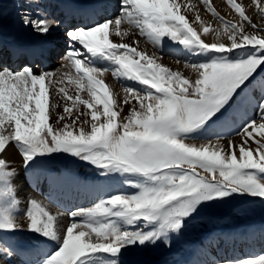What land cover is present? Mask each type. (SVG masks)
<instances>
[{"label":"snow or ice","instance_id":"1","mask_svg":"<svg viewBox=\"0 0 264 264\" xmlns=\"http://www.w3.org/2000/svg\"><path fill=\"white\" fill-rule=\"evenodd\" d=\"M227 3L239 14L238 22L224 19L210 0H203L224 29H213L210 43L201 36L211 25L194 27L199 12L190 22L182 8L192 9L179 0H119L113 17L67 24L63 65L57 72H37L27 60L19 69L0 64V184L7 185L5 192L15 195L16 173L3 157L9 145L18 148L26 169L37 157L68 154L95 166L101 176L134 178L124 181L134 192L105 194L92 206L76 208L68 213L67 225L59 223L62 213L53 214L30 199L28 230L59 245L43 264H86L101 253L111 257L103 264H120L121 254L131 248L159 243L170 249L171 234L179 235L200 206L234 195L264 199V97L258 119L240 126L239 143L229 140L225 146L220 137L199 145L186 142L190 134L223 117L246 82L264 68V28L236 0ZM258 10L264 19V0ZM20 18L41 37L61 23L50 21L37 0H27ZM133 28L160 51L167 37L203 59L186 62L193 74L186 76L139 49L137 40L125 43ZM27 55L42 57L44 52ZM101 61L111 67H97ZM109 71L114 79L139 87L113 90L103 79ZM19 228L14 214H0V233ZM2 244L0 238V255L10 258L12 250ZM225 264H264V255Z\"/></svg>","mask_w":264,"mask_h":264},{"label":"rangeland","instance_id":"2","mask_svg":"<svg viewBox=\"0 0 264 264\" xmlns=\"http://www.w3.org/2000/svg\"><path fill=\"white\" fill-rule=\"evenodd\" d=\"M199 1H200L199 2L200 6H197V8L193 12L198 11L200 18H204L206 20V25H211V27L209 28L208 35L210 36L211 41L213 42L211 32H213V29H219L220 31L223 32L224 30L223 24L220 20L214 17L211 12L207 10L206 6L203 4V0H199ZM236 2L240 3L243 6L245 10V14L249 16V18L252 20L254 24H257L258 27L264 28V19L261 18V16L259 15V10H258L259 0H236ZM210 4L216 8V11L219 13L221 17H224V19L230 20L234 23L240 20L239 14L232 8L231 5L227 3V0H210ZM24 6L27 7V2H25ZM56 15L57 13L54 10L53 17ZM60 16L61 15H57L56 19H59ZM71 18H75V17H71ZM63 20L64 18L62 20L60 19V22L63 25L67 26V24L63 23ZM246 27H248L249 30L251 31L250 26L246 25ZM203 35L205 36L206 34H203ZM262 35H264V33H262ZM205 42L210 43V41H205ZM172 45H173L172 49H168L167 51H160V54L163 57L162 59L163 61L164 60L167 61L168 59L170 60L169 57H175V55H177L180 50L179 48L182 47L181 45L173 43V42H172ZM185 51H187V54L189 56H194L188 50L184 49V52ZM62 55L63 54H60L55 57V60L53 61V65H52V67L54 68V71L56 70V67L60 65L59 59L62 57ZM200 58L203 59L202 57ZM0 64L3 65L4 63H1L0 61ZM174 69L177 70L176 68ZM119 82L121 83V86L122 85H132L134 87H139L138 85L134 84V82L127 81L124 79H119ZM65 83H67V81H65ZM121 86L119 87V90ZM245 86H243V91L239 92V94L234 98L232 102H230L229 106H227V108L224 110L223 117L217 120L216 123L214 122L215 125L212 124L209 127L204 128L203 130L199 132L191 134L190 135L191 137H189L188 141L186 142L196 143L197 145H199L201 143H204L210 140L215 141L217 137L221 138L223 136V138H221L222 139L221 143L227 146L229 143L227 142L228 138L235 136V135L240 136L237 134L240 130V126L246 120H248V119H245L246 113H252V117L249 119H258V104L261 98L264 96V68L258 70V72L254 75V78H250V81L246 82ZM62 110H63L62 108L59 109V111H62ZM234 122L235 124H241V125L235 128ZM224 123H226L227 129H230V130L222 131L221 133H219L217 126L221 128V126ZM199 135L202 137H200ZM255 135L257 136V138H259V133H255ZM240 140L241 138L236 143H239ZM251 146L253 148L255 147L254 144H252ZM7 161L9 163L10 170L14 169L15 173L17 169L24 167L23 158H20L18 161L13 160V159L12 160L7 159ZM28 168H31L32 174L34 175L35 178L46 177L51 174L55 176H59L61 172H63L64 170V176L65 178H68V181L70 183H74V182L77 183V180L75 179L74 171L76 172H78L79 170L81 172L84 171L86 173L85 175L89 174V176L87 177L88 178V183L86 185L87 188L85 190L94 191V192H90V196L99 191H101L100 193L102 194L104 193L102 196H98V198L105 197V194H116L117 192L132 193L135 191L134 188L124 183L125 179H134V178L121 176L120 174H117V173L101 176L100 170L98 168H96L95 166H92L90 163L84 162L68 154H54L52 156L37 157L35 162L32 163ZM14 178L13 180H15ZM13 180H12V183L14 185L16 180L15 181ZM23 181L21 180L19 183H23ZM19 183L14 185L15 186L14 196L10 192H5V189L7 188L6 184H0V214H4V213L14 214L18 222L21 225V228H19L16 231L0 233V238L3 239L2 246L6 248H10L12 250V255L15 254L13 256L11 255L10 258H6L5 256L0 255V264H27L19 258V252L13 249L14 245L16 244L20 245V243L23 244V241H25L27 237L28 239L38 238V240L36 241H39V242L41 241L42 237L46 238L43 235H40L34 231L28 230L27 221L25 217V210L28 206V201L30 199H33V198L37 199L45 205H47V202H43L40 199L41 198L40 196H39L40 198L38 196L36 197L35 196L36 194H33L31 192L34 189V187L31 184H29V186L27 187L23 186V189H22ZM22 190H26V192H24L23 195L20 193ZM39 193L44 197L47 195L46 192H43V193L39 192ZM19 199H22V200L20 201ZM15 200H19L20 203L16 204ZM95 202H98L97 198L92 201L88 200L87 203H84L78 206L77 208L89 207V206H92V204ZM69 212L70 211H68V213ZM52 213L55 214L54 212ZM68 213H66L64 216L61 215L59 217L60 224L67 225L70 222ZM230 225H236V226L242 225L243 227L255 225V227L252 228L253 232L249 233V237L244 242V244L246 245L248 244V247H250V249H247V250H252L254 244H257L259 246L257 248L258 252L256 251L258 255L254 257H249L253 254L243 253L236 259L224 258L220 256L222 257V258L218 257L220 259L214 258V260H211L210 262H208L209 261L208 260L207 261L208 263L206 262L207 264H225V261H228V260H237V259L239 260V259H248V258L256 259L260 255H264V230H263L264 229V199L254 198L251 196L234 195L223 201L213 202V203L198 207V210L191 216V218L185 221V226L181 230L180 234L179 235H176L174 233L171 234L173 244L170 249L164 247L162 244H159V243L156 246L149 245L144 248H140V247L131 248L128 251H124L121 254L119 258L120 264H163L165 261H169L170 259H173V258H177V259H182V257L183 259L188 258L189 254L193 251V244H195L200 238H202L203 236L209 237L214 231L222 229ZM8 237L13 238L15 242L8 243L5 240ZM232 238L233 240L235 239V237H231L230 238L231 241H232ZM236 238H239V236ZM46 239H48V241L51 243L55 242V245H54L55 250L58 248L59 245L56 241L51 240L49 238H46ZM191 240H194L193 244L190 243ZM100 258H102L101 260L103 259L106 260L111 257H109L108 254L101 253L99 254L98 259ZM101 260L100 262H98V264L103 263V261ZM6 261H9V262H6ZM34 264H43V263L36 262Z\"/></svg>","mask_w":264,"mask_h":264},{"label":"bare ground","instance_id":"3","mask_svg":"<svg viewBox=\"0 0 264 264\" xmlns=\"http://www.w3.org/2000/svg\"><path fill=\"white\" fill-rule=\"evenodd\" d=\"M37 1L41 5V7L44 9V12L46 13L47 18L50 21H53L52 20L53 11L54 10L56 11L57 9H59V11H61V20L63 18H66V16L74 14L75 17L82 16V21H87L89 23L95 20H99L101 17H104V18L113 17L116 14V6L119 3V0H96L95 2L94 0H87L88 2L87 8L82 9L79 3L80 0H37ZM25 2H27V0H0V56H3V52L6 49H9L10 47L23 48L27 50L28 52H31L34 50H43L44 52L43 56L51 60L52 65H53V61L55 60V57L60 54H63L66 48V41L64 37V30L66 28V25H63L62 23H60L58 28L53 27L52 31L47 37H41L37 34H34L31 28L25 27L21 22L20 13L23 12L27 8L26 6H24ZM179 2L182 4H187L188 9H192L191 11H188L187 9L182 8V12L187 15V18L190 22L194 21L195 15L193 11L197 8V6H200L199 5L200 1L199 0H179ZM94 4H102V5H106V7L98 8V9L90 7V5H94ZM54 5L56 6L54 7ZM193 6L195 7L193 8ZM52 7L55 9L50 10V8ZM28 10L35 11V9H28ZM201 22H204L206 24V20L204 18H200V21H197L195 24H193V26L196 27ZM198 31H199V28H198ZM211 35L213 38V32H211ZM205 36L202 34L201 37L205 41L212 42L208 34H206ZM111 38L115 42H120L118 37L113 36ZM222 39H224L225 42H227L226 37H222ZM133 40H137L139 42V49L146 50L149 54H154L155 56L159 58L160 63L172 68L173 70H175L174 68H176L177 70L184 73L186 76L193 75V74L191 73L189 68L185 67V63L186 62L195 63V62L202 60L200 57H197V56H189L187 54V51L184 52V48L180 47L179 48L180 50L177 54L179 56L175 55V57H169L170 60L168 59L167 61L165 60L163 61L162 60L163 57L160 54V50H158L156 46H154L151 42L147 41L144 37L140 36L138 31L134 28L131 29L130 34L124 38V42L128 44H132ZM172 48H173L172 41L170 40V38L166 37L163 41L162 51H167L168 49H172ZM59 60H60L59 61L60 65L56 67L55 71L52 65H51L52 68L49 67L46 71L57 72V70L61 69L63 65V60L61 58ZM3 65L7 66L6 64H3ZM9 66H12V64H10ZM96 66L101 67V68L111 67L110 62H107V61L98 62ZM34 70L37 72L42 71L39 66L34 67ZM103 79H105L106 83L109 84L113 90L115 91L119 90L121 83L119 82V80L114 79L112 77L111 71L105 73ZM245 115L247 119L252 117V113H246ZM239 125L241 124H235L234 127L236 128ZM217 127L219 130V133H221L222 131L230 130V129H227L226 123H224L221 126V128H219V126ZM221 138H223V136ZM240 138L241 136L235 135V136L228 138L227 142L231 140L234 143H236L238 142ZM3 157H6L9 160L13 159L17 161L20 158H23L22 154L20 153V151L15 145H9L7 147L6 152L3 153ZM74 174H75V179L77 180V183L76 182L70 183L68 181V178H65L64 176V170L58 176L60 177V179L53 182L50 179V177L53 176V174L48 175L46 177L35 178L30 168L26 169L25 167H22L16 170V176L14 178L16 182L14 185L19 183L21 180L22 181L24 180L23 183H19L22 189H23V186L27 187L29 186V184H31L34 187V189L33 191L30 190L31 188L29 190L33 194H36L35 195L36 197L40 196L41 198L40 197L39 198L43 202H47L48 209L51 213L52 212L62 213L64 216L66 213H68V211L75 210L78 206L84 203H87L88 200L92 201V200H95L96 198L98 199V196H102L104 194V193L103 194L100 193L101 191H99L90 196V192H94V191L85 190L87 188L86 186L88 183L87 177L89 176V174L85 175L86 173L84 171L81 172L80 170L78 172L74 171ZM24 192H26V190H22L20 193L23 195ZM39 192L41 193L46 192L47 195L44 197ZM19 200L21 201L22 199H19ZM242 225H237V226L230 225L222 229L216 230L209 237L204 238V239L200 238L195 244H193L194 240H191L190 243L193 244V251L189 254L188 258H185V259H183V257L182 259L173 258V259H170L169 261H165L163 264H186L187 262L191 264L193 260H198L200 264H204L211 258H218L223 255L234 257V255L236 254L244 253L245 250L243 251V249L247 250V249H250V247L248 248V244L247 245L244 244L242 248V243L246 241L245 238H246L247 233L253 232L252 228H254L255 225L251 226L252 225L251 224L250 226H245V227H243L244 225L243 226ZM222 234H225L227 238V240L223 243L219 239V238H222ZM238 236L240 238V242L237 245L236 244L232 245L233 242L231 241L230 238L231 237L236 238ZM7 240L10 243L12 242L14 243V239L11 237L10 239H7ZM23 244H25V246L16 244L13 248H15L16 250H21L22 248H24L22 253H26L30 250L32 251L35 250L36 253L40 254V256L48 254V250L46 252L47 243L45 241L40 242V244L37 245L34 241H31L29 238L25 240ZM201 244H203L202 247H200ZM54 245H55V242L51 243L52 250L54 248ZM257 246H258L257 244H254L253 249L251 251L256 250ZM6 262H9V261H6Z\"/></svg>","mask_w":264,"mask_h":264}]
</instances>
